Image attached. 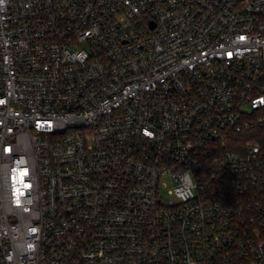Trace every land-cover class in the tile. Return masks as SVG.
<instances>
[{
    "label": "built area",
    "instance_id": "obj_1",
    "mask_svg": "<svg viewBox=\"0 0 264 264\" xmlns=\"http://www.w3.org/2000/svg\"><path fill=\"white\" fill-rule=\"evenodd\" d=\"M0 264H264V0H0Z\"/></svg>",
    "mask_w": 264,
    "mask_h": 264
},
{
    "label": "rangeland",
    "instance_id": "obj_2",
    "mask_svg": "<svg viewBox=\"0 0 264 264\" xmlns=\"http://www.w3.org/2000/svg\"><path fill=\"white\" fill-rule=\"evenodd\" d=\"M166 181L168 183V187L163 190V199L165 202H169L175 198V195L173 194L174 182L171 179H166Z\"/></svg>",
    "mask_w": 264,
    "mask_h": 264
}]
</instances>
